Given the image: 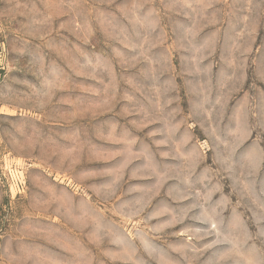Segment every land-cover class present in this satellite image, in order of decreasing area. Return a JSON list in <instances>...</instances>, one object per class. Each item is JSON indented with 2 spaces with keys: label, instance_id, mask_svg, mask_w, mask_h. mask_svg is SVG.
<instances>
[{
  "label": "rangeland",
  "instance_id": "obj_1",
  "mask_svg": "<svg viewBox=\"0 0 264 264\" xmlns=\"http://www.w3.org/2000/svg\"><path fill=\"white\" fill-rule=\"evenodd\" d=\"M0 264H264V0H0Z\"/></svg>",
  "mask_w": 264,
  "mask_h": 264
}]
</instances>
